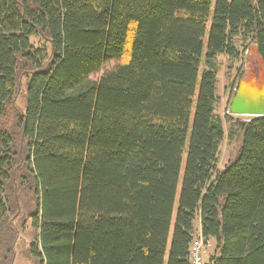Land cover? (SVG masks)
<instances>
[{
	"label": "trees",
	"instance_id": "1",
	"mask_svg": "<svg viewBox=\"0 0 264 264\" xmlns=\"http://www.w3.org/2000/svg\"><path fill=\"white\" fill-rule=\"evenodd\" d=\"M252 44L264 0H0V264L28 228L31 264H189L197 223L206 264H264V117L215 96Z\"/></svg>",
	"mask_w": 264,
	"mask_h": 264
},
{
	"label": "rangeland",
	"instance_id": "2",
	"mask_svg": "<svg viewBox=\"0 0 264 264\" xmlns=\"http://www.w3.org/2000/svg\"><path fill=\"white\" fill-rule=\"evenodd\" d=\"M236 41H239L238 39ZM218 60H220V67L219 71L217 73V81L215 85V96L219 98L218 106H217V114L221 116V118L225 119V116L227 115L228 109H229V98L233 91L231 90V82L232 78L234 76V73L231 75V77L228 76L226 72V59L222 56L218 57ZM240 66V69H242L243 73V80L247 79L249 81H258L260 83V86L264 89V63L262 58L258 54V49L255 45H249L245 55L243 56V60L240 61L237 65ZM101 73H97V76ZM94 77V76H93ZM95 77V78H96ZM200 81V78H199ZM199 81L197 83V88L195 95L198 92V85ZM240 83V82H239ZM234 83L233 88L239 84ZM26 87H23L22 93L25 91ZM17 106L21 110H25L24 107V99L22 98V94L18 96L17 99ZM193 115V114H192ZM192 115H191V121H192ZM233 118L246 121L249 119L247 116H233ZM224 129H225V138L223 142L220 145L219 149V162H218V169L223 170L227 163L235 157L237 150L241 144L242 141V131L235 126L231 127V120L229 121L224 120ZM185 158H183V166H184ZM183 169V168H182ZM180 188V187H179ZM12 221V220H11ZM28 228V227H27ZM33 231L26 230L25 232H20L19 238L15 243L14 250L16 252L15 256V263L14 264H31L25 261V256L23 255L24 249L26 248V245L32 241L33 237L31 235ZM215 247L212 245L211 248L208 250V253L206 255V260H208L209 256L212 255L213 249Z\"/></svg>",
	"mask_w": 264,
	"mask_h": 264
},
{
	"label": "water",
	"instance_id": "3",
	"mask_svg": "<svg viewBox=\"0 0 264 264\" xmlns=\"http://www.w3.org/2000/svg\"><path fill=\"white\" fill-rule=\"evenodd\" d=\"M228 111L232 116L264 117V89L260 83L240 81Z\"/></svg>",
	"mask_w": 264,
	"mask_h": 264
},
{
	"label": "built area",
	"instance_id": "4",
	"mask_svg": "<svg viewBox=\"0 0 264 264\" xmlns=\"http://www.w3.org/2000/svg\"><path fill=\"white\" fill-rule=\"evenodd\" d=\"M212 242L210 238L202 236L200 231H195L188 249L189 264H206V255L212 246Z\"/></svg>",
	"mask_w": 264,
	"mask_h": 264
},
{
	"label": "crops",
	"instance_id": "5",
	"mask_svg": "<svg viewBox=\"0 0 264 264\" xmlns=\"http://www.w3.org/2000/svg\"><path fill=\"white\" fill-rule=\"evenodd\" d=\"M231 101L228 103V105H230ZM195 231H200V227H199V224L197 223V227H196V230ZM212 245L215 247V244L214 242H212ZM214 251V249H213Z\"/></svg>",
	"mask_w": 264,
	"mask_h": 264
}]
</instances>
